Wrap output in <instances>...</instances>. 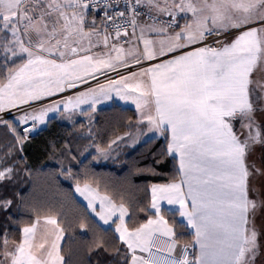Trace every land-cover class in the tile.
<instances>
[{
	"label": "snow or ice",
	"instance_id": "6c2138e0",
	"mask_svg": "<svg viewBox=\"0 0 264 264\" xmlns=\"http://www.w3.org/2000/svg\"><path fill=\"white\" fill-rule=\"evenodd\" d=\"M53 122L67 212L15 191ZM141 146L143 198L101 186ZM0 218V264H264V0H0Z\"/></svg>",
	"mask_w": 264,
	"mask_h": 264
},
{
	"label": "trees",
	"instance_id": "16d2710c",
	"mask_svg": "<svg viewBox=\"0 0 264 264\" xmlns=\"http://www.w3.org/2000/svg\"><path fill=\"white\" fill-rule=\"evenodd\" d=\"M116 111L106 108L103 115L109 119H115ZM132 111L134 110H127V114L131 115ZM63 129L64 124L53 122L48 129L40 131L29 142L27 158L31 164V172L30 174L25 173L22 182L18 183L15 188V191L20 193L26 201L39 206L42 210L52 209L55 212H67L69 203H75L77 207H81L83 204L75 196L73 182L57 175L56 163L51 158L50 142L57 139V134L62 133ZM151 146L148 145V147ZM124 152H128V150L121 149L119 161L101 160L98 166H94L93 171L101 182V186L108 185L110 189H115L126 198L139 201L144 196L143 186L153 181L151 176L136 174L131 167V162L136 161L139 166L148 163L149 161L142 154L146 152V148L141 146L135 152H129L127 156L124 155ZM171 168L172 162L167 161L158 167V171L167 174ZM14 212L17 218L27 221L29 209L25 205H21L18 210L14 209ZM2 222V218H0V223ZM13 227L15 225L9 227L10 238H14ZM80 231L77 229L75 232L66 233L62 245L78 251L83 240Z\"/></svg>",
	"mask_w": 264,
	"mask_h": 264
},
{
	"label": "crops",
	"instance_id": "0c3cea01",
	"mask_svg": "<svg viewBox=\"0 0 264 264\" xmlns=\"http://www.w3.org/2000/svg\"><path fill=\"white\" fill-rule=\"evenodd\" d=\"M131 109L134 110V106H132ZM73 190H74L75 196L78 198V200L81 201L82 203H86V202H83V198L80 197L79 194L75 192L74 187H73ZM62 242H63V240H62ZM62 242H61V243H62Z\"/></svg>",
	"mask_w": 264,
	"mask_h": 264
}]
</instances>
